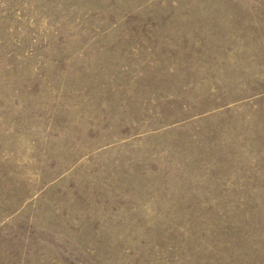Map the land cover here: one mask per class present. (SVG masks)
<instances>
[{
	"label": "rangeland",
	"instance_id": "374dc122",
	"mask_svg": "<svg viewBox=\"0 0 264 264\" xmlns=\"http://www.w3.org/2000/svg\"><path fill=\"white\" fill-rule=\"evenodd\" d=\"M0 264H264V0H0Z\"/></svg>",
	"mask_w": 264,
	"mask_h": 264
}]
</instances>
